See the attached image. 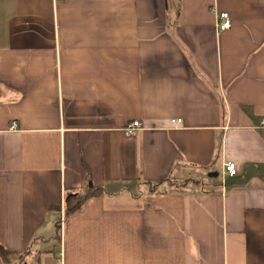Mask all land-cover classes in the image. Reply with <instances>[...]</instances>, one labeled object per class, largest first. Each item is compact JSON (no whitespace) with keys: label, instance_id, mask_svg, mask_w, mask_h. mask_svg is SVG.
Returning <instances> with one entry per match:
<instances>
[{"label":"crops","instance_id":"1","mask_svg":"<svg viewBox=\"0 0 264 264\" xmlns=\"http://www.w3.org/2000/svg\"><path fill=\"white\" fill-rule=\"evenodd\" d=\"M263 117L264 0H0L8 264H264Z\"/></svg>","mask_w":264,"mask_h":264},{"label":"built area","instance_id":"2","mask_svg":"<svg viewBox=\"0 0 264 264\" xmlns=\"http://www.w3.org/2000/svg\"><path fill=\"white\" fill-rule=\"evenodd\" d=\"M215 12V23L219 31L226 30L231 27V18L228 12L221 11L217 12L215 9H213ZM177 123H180L181 120H177ZM261 125H264V120L261 121ZM14 126V123L13 125ZM142 128V125L139 120H132L130 121L124 128L123 132L125 135L130 136L136 134L137 131H139ZM237 174L235 164L232 161H225L222 165V169L220 171L221 176V185H225V178L226 177H233Z\"/></svg>","mask_w":264,"mask_h":264},{"label":"trees","instance_id":"3","mask_svg":"<svg viewBox=\"0 0 264 264\" xmlns=\"http://www.w3.org/2000/svg\"><path fill=\"white\" fill-rule=\"evenodd\" d=\"M87 176H89V175H87ZM104 193H105V191L102 187L93 186L89 181L88 184L84 188L74 190L73 192L66 195L65 203L67 205V208L65 210V214L68 215L71 212H73L74 210H76L77 208H79L80 205L82 204V202H84L86 199H88L92 196L102 195ZM70 199H74V202H73V204L68 206ZM8 256H9L8 251L0 244V258L4 264H8V262H9Z\"/></svg>","mask_w":264,"mask_h":264},{"label":"water","instance_id":"4","mask_svg":"<svg viewBox=\"0 0 264 264\" xmlns=\"http://www.w3.org/2000/svg\"><path fill=\"white\" fill-rule=\"evenodd\" d=\"M217 172H214V173H209L210 176H217Z\"/></svg>","mask_w":264,"mask_h":264},{"label":"rangeland","instance_id":"5","mask_svg":"<svg viewBox=\"0 0 264 264\" xmlns=\"http://www.w3.org/2000/svg\"><path fill=\"white\" fill-rule=\"evenodd\" d=\"M220 177V180H221V176H219ZM227 178V177H226ZM226 178H225V180L224 181H226ZM225 184H226V182H225Z\"/></svg>","mask_w":264,"mask_h":264}]
</instances>
